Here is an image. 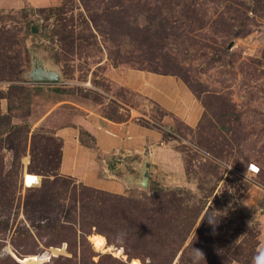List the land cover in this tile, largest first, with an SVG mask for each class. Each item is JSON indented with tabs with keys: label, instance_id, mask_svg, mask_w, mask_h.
I'll use <instances>...</instances> for the list:
<instances>
[{
	"label": "rangeland",
	"instance_id": "rangeland-1",
	"mask_svg": "<svg viewBox=\"0 0 264 264\" xmlns=\"http://www.w3.org/2000/svg\"><path fill=\"white\" fill-rule=\"evenodd\" d=\"M113 1L49 0L50 5L43 6L42 0H0V31L17 34L12 50L15 78H0V109L11 115L12 123L0 134V263L14 264L10 255L22 264H53V258L61 255L74 259L66 241L62 247L44 246L28 219L25 200L47 178L56 179L58 215L62 221L72 213L77 216L70 238L80 239L82 205L73 195L75 186L80 191L84 183L60 172L63 141L55 129L67 122L66 111L76 113L79 106L92 103L105 116L117 118H129L130 106L147 108L148 117L141 116L143 123L172 125L184 135L183 139L167 137L184 160L177 168L180 156L171 158L172 177L161 170L148 187L122 195L148 200L163 189L165 196L158 200L167 213L177 212L181 202L186 207L183 213L192 214L191 205L204 207L214 218L211 221L210 216L207 225H216L220 232L215 235V245H240L245 264H255L258 256H264V0L258 9L256 0H122V4L112 5ZM59 6L65 10L57 11ZM107 6L119 13H111ZM120 14L123 19L117 18ZM109 16L121 20L120 30L112 32ZM158 25L172 31L169 35L161 31L165 41L155 40ZM73 30L74 47L65 37ZM62 31L64 37L58 34ZM161 56L171 57L179 65L164 62ZM34 59L57 70L61 80L33 82L29 73ZM162 63H170V70L187 77L196 99L203 103L205 113L195 128L107 75L112 66L164 70ZM11 84L22 85L24 90L8 96ZM165 115L168 117L162 122ZM10 133L16 145L23 140L18 152L9 148ZM31 161L39 170L36 173L29 172ZM251 169L260 170L254 173ZM19 227H26L34 239L20 236ZM90 236L97 253L129 260L123 246H108L106 241L105 247L98 248ZM153 249L158 252L159 246L153 244ZM27 250L37 255H29L23 262L19 252ZM212 255L209 260H218L219 254ZM80 256L79 246L78 264ZM179 256L172 264H181ZM92 259L98 261L100 255ZM135 259L140 264L150 261ZM231 264L244 263L235 260Z\"/></svg>",
	"mask_w": 264,
	"mask_h": 264
},
{
	"label": "trees",
	"instance_id": "trees-1",
	"mask_svg": "<svg viewBox=\"0 0 264 264\" xmlns=\"http://www.w3.org/2000/svg\"><path fill=\"white\" fill-rule=\"evenodd\" d=\"M260 1L262 0L255 1V9L259 8ZM122 3V0H114L112 5H119ZM63 8L64 6H59L56 9L57 11H61ZM107 9L111 11V13H119L117 11H112L109 6H107ZM22 16H27L25 10L22 11ZM117 18L123 19L124 16L120 14ZM117 18L109 16L110 26L112 25L113 27L111 29L112 32L117 31L123 24L121 20H118ZM160 23H163V21ZM167 27L168 26L166 25H158V27L154 29L155 40L160 38L165 41L164 36H161V31L167 33L168 35L170 33L172 34V31H170L169 28L167 29ZM123 32L124 31L121 33L120 31L119 34H123ZM74 33L75 31L73 30L67 36L64 35L63 31L58 34L62 37L65 36L66 38H69L70 41L68 44L74 47L76 39ZM16 40L17 34H14L13 32L11 34L10 31H0V78H8L9 80H14L15 78L16 69L13 68L14 66L12 63V59L15 56L12 55V50ZM156 43L158 47L160 43L157 41ZM161 57V59L165 60L164 62H172L171 64L179 65V63L172 60L171 57ZM159 64L161 65V63ZM162 64V66L166 69L148 70L178 76L192 90L187 77L176 71L170 70V68H172L170 63ZM140 69L146 68L142 67ZM23 90L24 86L11 84L8 96L12 97L19 94ZM107 117L113 120L126 119L122 116V118L114 117L112 114L107 115ZM10 124H12L11 115L3 114L0 109V128L4 126L0 129V134H2L4 129ZM16 128L17 130L21 129L20 126H16ZM178 130L179 129L175 127V132L179 135L183 134L180 130ZM168 136H171V134L166 131L165 138ZM7 139L8 142H10L9 148L18 152V146L23 143V140L20 141L19 145H16V140L12 137V133L9 134ZM61 147L62 145L57 151L59 152L58 154H61ZM219 150L222 152L223 149ZM218 153L222 154L220 152ZM46 155L47 157L49 156L48 153H46ZM34 156L35 153L33 152V158ZM59 159L61 163V155ZM36 170L39 171L38 169H35L31 161L29 172L36 173ZM259 170L257 172H259ZM55 180L56 179L50 180V178H47L43 182L42 186L33 189V192L29 193L25 200L28 219L32 220L31 225L37 232L39 239L41 238L44 246L62 247L64 245L63 242L66 241V249L74 255V259L63 255L55 257L53 258V264H78L77 257L79 246L81 250V264H88L90 261L93 264H131V261L135 258L142 259L144 263H146V260L149 259L150 261L147 264H172L179 254L181 264H231L235 260L244 264L246 263L243 261L245 258L243 257L244 251L242 246L232 244L231 246H227L225 244L219 246L215 245V241L218 238H216L215 235H219L220 232L217 231L216 225L213 226L215 229L210 226L211 223H209V226L207 225L208 219L212 214L208 212V210L204 212V207H198L195 209L194 206L192 207L191 205L188 206V208L192 214L183 213L182 210L186 207L182 206L181 202L178 204V208L176 209L177 212L169 210V213H167L166 208L161 207L162 203L158 200L160 196H165L163 189L155 191L154 195L147 200L134 196H125L85 184L79 191L75 186L73 195L74 200L80 201L82 205L80 221L81 235L80 239H77L78 237L75 238V236L72 239L70 237L75 229L73 224L77 223V216L72 213L69 217H67L66 221H62L59 217V199L56 197ZM8 203L9 201H7V205ZM56 204H58L57 207ZM49 208L52 209L47 212ZM180 208L181 211H179ZM203 213L205 214L197 226V221H199ZM210 220L214 221L213 216H211ZM7 224L9 223L6 222V224H4V229H7ZM20 227L18 229L20 236L26 234L27 241L28 238L30 240L34 239V236L32 233H28L29 230L26 227H24V229ZM1 228L3 229V226H1ZM95 233L103 234L107 239L108 246L113 244L116 246H123L129 260L125 261L119 259L110 253H97L88 239L89 235H93ZM28 244L29 242H26V245ZM153 244L159 246L158 252L153 249ZM137 249H141L142 252H139ZM196 250L202 252L203 256L196 252ZM213 252H215V256L219 254L217 257L218 260H209V257ZM230 252L231 254L229 255ZM30 253H34V251H21L19 252V255H21L22 259L29 255H37ZM95 255H100V259L98 261H93L92 258ZM9 258L14 264H22L11 255L8 259ZM2 261L3 258L0 259V262Z\"/></svg>",
	"mask_w": 264,
	"mask_h": 264
},
{
	"label": "crops",
	"instance_id": "crops-1",
	"mask_svg": "<svg viewBox=\"0 0 264 264\" xmlns=\"http://www.w3.org/2000/svg\"><path fill=\"white\" fill-rule=\"evenodd\" d=\"M42 1L43 6L50 5L49 0ZM107 75L130 91L159 104L169 115L172 113L192 128L204 114L202 102L175 75L113 66ZM98 108L89 103L79 106L76 113H68V110L64 114L65 125L55 129V134L63 141L62 174L76 177L88 186L122 194L141 188L147 161L151 162L150 183L161 170L168 173L167 178L172 177L174 164L171 158L174 155L181 158L177 168L182 161L184 163L179 150L165 138L163 123L157 121L151 126L142 122L141 116L148 117L147 108L141 110L130 106L132 116L125 120L110 119ZM165 117L168 116L165 115L162 122Z\"/></svg>",
	"mask_w": 264,
	"mask_h": 264
},
{
	"label": "water",
	"instance_id": "water-1",
	"mask_svg": "<svg viewBox=\"0 0 264 264\" xmlns=\"http://www.w3.org/2000/svg\"><path fill=\"white\" fill-rule=\"evenodd\" d=\"M29 76L33 82L37 83H58L61 80V75L57 70L47 69L42 64H40L37 59H34L33 69L29 73ZM173 126L171 127V129ZM150 168L151 162L147 161L146 169L144 172L143 179L141 180V186L148 187L150 181ZM26 259L23 258V262Z\"/></svg>",
	"mask_w": 264,
	"mask_h": 264
},
{
	"label": "bare ground",
	"instance_id": "bare-ground-1",
	"mask_svg": "<svg viewBox=\"0 0 264 264\" xmlns=\"http://www.w3.org/2000/svg\"><path fill=\"white\" fill-rule=\"evenodd\" d=\"M90 239L93 242V244H95L98 248H103L106 246L107 240L105 239V237L101 235H91ZM132 262L133 264H140L137 259H134Z\"/></svg>",
	"mask_w": 264,
	"mask_h": 264
},
{
	"label": "built area",
	"instance_id": "built-area-1",
	"mask_svg": "<svg viewBox=\"0 0 264 264\" xmlns=\"http://www.w3.org/2000/svg\"><path fill=\"white\" fill-rule=\"evenodd\" d=\"M165 130L171 134V137H178V138L180 137V135L177 132H175L173 128L171 129V127H166ZM251 172L256 173L257 170L251 169Z\"/></svg>",
	"mask_w": 264,
	"mask_h": 264
},
{
	"label": "clouds",
	"instance_id": "clouds-1",
	"mask_svg": "<svg viewBox=\"0 0 264 264\" xmlns=\"http://www.w3.org/2000/svg\"><path fill=\"white\" fill-rule=\"evenodd\" d=\"M122 239V237H121ZM196 252H198L201 256H203V253L200 252L199 250H196ZM255 264H264V256H258L256 261H255Z\"/></svg>",
	"mask_w": 264,
	"mask_h": 264
},
{
	"label": "snow or ice",
	"instance_id": "snow-or-ice-1",
	"mask_svg": "<svg viewBox=\"0 0 264 264\" xmlns=\"http://www.w3.org/2000/svg\"><path fill=\"white\" fill-rule=\"evenodd\" d=\"M255 170V169H254Z\"/></svg>",
	"mask_w": 264,
	"mask_h": 264
}]
</instances>
